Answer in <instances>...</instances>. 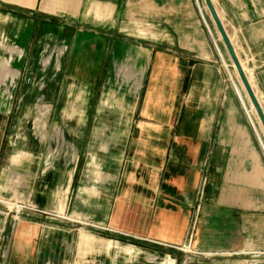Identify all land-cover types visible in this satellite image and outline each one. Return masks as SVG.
Instances as JSON below:
<instances>
[{
  "label": "crops",
  "instance_id": "obj_1",
  "mask_svg": "<svg viewBox=\"0 0 264 264\" xmlns=\"http://www.w3.org/2000/svg\"><path fill=\"white\" fill-rule=\"evenodd\" d=\"M212 1L264 112V0ZM209 45L195 0H0V264H264V158Z\"/></svg>",
  "mask_w": 264,
  "mask_h": 264
},
{
  "label": "rangeland",
  "instance_id": "obj_2",
  "mask_svg": "<svg viewBox=\"0 0 264 264\" xmlns=\"http://www.w3.org/2000/svg\"><path fill=\"white\" fill-rule=\"evenodd\" d=\"M195 3L197 5V10L199 12L200 17H202V24L203 27L205 29V32L208 35V39L210 41V49L213 53V56L216 57L218 59L213 62L214 64H216L217 70L219 71V75H220V79L222 82V94H221V100H220V108L224 109L225 107L228 106V104H230L233 108H237L240 110V112L242 113V118H243V122L245 124V126H247L249 128V130L251 131V135H252V139L255 142V144L257 145V148L259 150V153L261 156H263L264 158V129L261 126V124L259 123L258 119L256 118V115L254 114V112L251 109V104L249 99L247 98L246 95V91L243 89L242 84L240 83V80L236 74L235 68L233 67V63L230 59V56L220 38L219 32L207 10L206 4L204 3V0H195ZM231 39L233 41V44L235 46V49L237 50V52L243 51V48L241 47V44L239 43V39L237 38L236 35H231ZM239 54V52H238ZM241 54H239L238 56H240ZM196 56V55H195ZM241 59V62L243 64V66L245 67L251 82L254 86V89L257 93L258 99L260 102H262V98H261V93L259 90V79H258V71H259V63L256 59V61L254 62V60L251 57L248 56H244L239 57ZM197 63H203L201 60H196ZM182 71V70H181ZM100 75L102 76V72H105L104 69H100L99 70ZM191 69L187 70V73L189 75H191ZM24 74H30V68L27 70V68L24 71ZM27 77V78H28ZM85 78H89V76H85ZM32 87H36L35 83L31 84ZM39 86V85H37ZM100 87V86H99ZM21 90H23V84L21 86ZM186 93L183 92L181 93L180 91H177L174 96L173 99L170 100L171 102V109L173 110V116H172V124L178 126L181 123V121L183 120V118H185L184 114V110L186 107ZM31 100H26V104H28ZM22 101L20 99V94L18 96L17 102H16V107H15V111L14 114L12 115V123L10 126V131H9V135L7 138V145L9 142H15V140L13 139V136L15 137L16 135V130H17V125H18V120H19V116L17 115L18 112V108L20 107ZM36 102H32V105L35 104ZM40 119V117H38ZM37 117H34V120L32 123H36L38 125L39 121H38ZM222 121V118H220V123ZM42 130V129H41ZM175 134H178V132L176 131ZM5 160V155L3 153L2 157H1V164H3V161ZM18 177V175H15V178ZM19 182V181H17ZM14 196V195H13ZM6 206L7 212L6 214L7 216V221H8V225L10 228L12 225H14V221H15V212H16V208H14L13 206L10 207L7 204H4ZM21 206V205H20ZM25 206V205H24ZM34 206L36 205H32L30 206V204L25 207H27V209L31 210L28 211L26 210V208H21V210H19L20 213V220L24 221L25 219H28L29 217L33 216V214H35L38 211H35L37 209L34 208ZM24 209V210H23ZM34 212V213H32ZM38 214H43L42 212H38ZM44 217H47L46 214L43 215ZM56 216V215H55ZM8 227V229H9ZM2 263V261H1Z\"/></svg>",
  "mask_w": 264,
  "mask_h": 264
},
{
  "label": "water",
  "instance_id": "obj_3",
  "mask_svg": "<svg viewBox=\"0 0 264 264\" xmlns=\"http://www.w3.org/2000/svg\"><path fill=\"white\" fill-rule=\"evenodd\" d=\"M205 1V4H206V7L209 11V14L219 32V34L221 35V38H222V42L230 56V59L232 61V63L234 64V67L239 75V78L243 84V87L245 88L246 90V93L257 113V116L261 122V125L264 129V112H263V109L261 107V104L249 82V79L247 77V74L245 73V70L243 69V66L241 64V61L239 59V56L237 55V52L235 51V48L232 44V41L230 39V36L223 24V22L221 21L218 13H217V10L215 9V6L213 4V1L212 0H204Z\"/></svg>",
  "mask_w": 264,
  "mask_h": 264
},
{
  "label": "bare ground",
  "instance_id": "obj_4",
  "mask_svg": "<svg viewBox=\"0 0 264 264\" xmlns=\"http://www.w3.org/2000/svg\"><path fill=\"white\" fill-rule=\"evenodd\" d=\"M221 36V35H220ZM243 69H244V67H243ZM245 70V69H244ZM246 73V72H245ZM248 77V76H247ZM250 82V81H249ZM251 84V83H250ZM252 86V85H251ZM253 88V87H252ZM255 92V91H254ZM252 104V103H251ZM255 110V109H254ZM256 112V111H255ZM257 114V113H256ZM260 121V120H259ZM261 123V122H260ZM21 208L20 207H16V214H15V220L16 219H18L19 217H20V213H19V210H20Z\"/></svg>",
  "mask_w": 264,
  "mask_h": 264
}]
</instances>
